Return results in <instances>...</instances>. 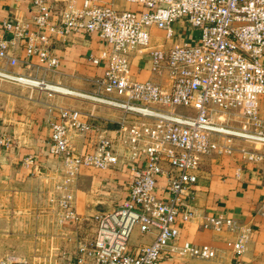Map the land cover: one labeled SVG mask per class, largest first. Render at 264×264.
<instances>
[{
  "label": "built area",
  "instance_id": "built-area-1",
  "mask_svg": "<svg viewBox=\"0 0 264 264\" xmlns=\"http://www.w3.org/2000/svg\"><path fill=\"white\" fill-rule=\"evenodd\" d=\"M128 1L140 9L122 10L102 0H81L80 5L69 0L57 11L51 0H32V28L15 27L17 37L26 39L27 65L36 56L45 72L56 71L60 63L47 44L52 38L84 32L107 40L109 49L90 56L94 64L106 61L105 72L94 79L92 90H76L52 84L44 76L13 72L9 67L19 62L13 51L16 38L2 35L0 77L121 112L112 129L98 122L93 112L80 108H62L60 120L52 123L47 151L60 160V166L50 201L57 206L61 224L81 219L73 185L83 167L107 170L124 166L131 177L127 198L94 216L93 238L80 244L76 261L66 264H87L88 259L93 264H161L165 251L213 259L218 255L214 247L180 240L177 221L181 217L189 222L197 215L189 199L204 157L239 153L244 164L264 163V118L260 115L264 0ZM178 21L197 31L195 42L152 44V28L163 30L170 40L178 33ZM4 27L13 25L6 22ZM134 52L150 53L156 79L135 78ZM178 106L193 111L179 112ZM78 135L86 140L84 150L73 144ZM12 145V136L0 130V149ZM23 164L34 166L35 156H27ZM202 217L205 228L236 231L234 250L245 251L251 232L247 224L224 214L204 213ZM136 228L142 233L156 228L154 240L132 246Z\"/></svg>",
  "mask_w": 264,
  "mask_h": 264
},
{
  "label": "crops",
  "instance_id": "crops-1",
  "mask_svg": "<svg viewBox=\"0 0 264 264\" xmlns=\"http://www.w3.org/2000/svg\"><path fill=\"white\" fill-rule=\"evenodd\" d=\"M57 11H62L69 0H51ZM122 10H139L140 6L128 0H102ZM77 5L81 0H76ZM32 0H0V35L16 38L13 46L17 65L9 67L13 72L45 77L76 90L93 89L95 78L102 76L106 61L94 64L91 55H99L110 48L107 40L97 34L73 33L66 38L48 41L59 58L54 72H45L36 56L27 65L26 39L17 37L15 27L32 28ZM9 22L13 25L5 29ZM177 35L167 40L163 30L152 28V44L172 45L176 41L197 40V31L186 28L182 21L175 24ZM29 61V60H28ZM149 52L132 54V72L135 78H155L151 70ZM3 61L0 60V66ZM156 79V78H155ZM159 77L157 78V80ZM164 80V77L159 79ZM72 97V96H71ZM55 96L49 98L43 92H35L24 84L0 77V130L13 138L10 148L0 149V264L38 261V264H66L76 261L79 246L88 243L96 231L94 216L101 210L119 206L128 196L130 173L124 166L100 170L83 167L76 183L75 206L80 220L67 224L59 222L60 214L50 197L54 192L57 167L60 160L47 151L52 134V123L60 120L62 108H80L91 111L95 119L115 128L121 112L97 106H83L76 98ZM54 105H52V104ZM260 115L264 118V96L260 99ZM86 140L75 136L73 144L84 150ZM250 146L249 143H246ZM33 155L37 164L26 166L23 160ZM240 171L238 172V169ZM264 163L244 164L239 153L235 155L211 154L203 158L199 180L193 186L190 205L197 215L189 222L178 218L180 240L214 247L218 255L213 259L180 257L171 251L162 253L161 264H264ZM162 192L165 190L161 183ZM167 194L165 193V196ZM224 214L250 227V237L243 253L234 250L237 232L215 231L203 226L202 214ZM156 228L142 233L133 232L130 244L134 247L150 243L156 236ZM87 264H93L92 259Z\"/></svg>",
  "mask_w": 264,
  "mask_h": 264
},
{
  "label": "rangeland",
  "instance_id": "rangeland-1",
  "mask_svg": "<svg viewBox=\"0 0 264 264\" xmlns=\"http://www.w3.org/2000/svg\"><path fill=\"white\" fill-rule=\"evenodd\" d=\"M48 82L52 83V84H59L60 86H65V85H62L60 83H55L54 81L52 80H48ZM24 86H27L29 89L31 90H34L35 92H43L44 94H46L49 98H54L55 96H61V97H71L70 100H75V99H72V98H76V100H78L79 104L83 105V106H93L92 103H90L89 101L87 100H84V99H81V98H78V97H75L73 95H66V94H63V93H60V92H56V91H51V90H46V89H41L40 87L38 86H32V85H25ZM67 87V86H65ZM55 88V87H54ZM58 88V87H56ZM91 89V86L89 88V90ZM263 97V96H262ZM261 97V98H262ZM75 100V101H76ZM52 104V103H51ZM54 105V104H52ZM95 106V105H94ZM179 112H183V113H187V112H192L193 110L190 109V108H187V107H184V106H178L176 108ZM104 210H107V209H104ZM102 211V210H101ZM136 230V229H135ZM134 230V231H135ZM13 264H38V261L34 262V261H30V262H24V261H21V260H18L17 262H14Z\"/></svg>",
  "mask_w": 264,
  "mask_h": 264
}]
</instances>
